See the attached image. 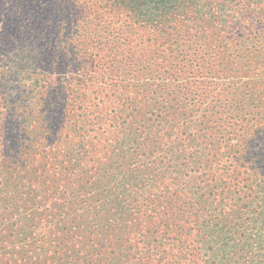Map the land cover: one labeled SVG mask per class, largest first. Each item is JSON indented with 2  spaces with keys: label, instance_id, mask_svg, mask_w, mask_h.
I'll list each match as a JSON object with an SVG mask.
<instances>
[{
  "label": "rangeland",
  "instance_id": "obj_1",
  "mask_svg": "<svg viewBox=\"0 0 264 264\" xmlns=\"http://www.w3.org/2000/svg\"><path fill=\"white\" fill-rule=\"evenodd\" d=\"M182 1L155 26L130 0H0V264H107L141 200L97 164L114 128L209 158L264 126V0Z\"/></svg>",
  "mask_w": 264,
  "mask_h": 264
},
{
  "label": "trees",
  "instance_id": "obj_2",
  "mask_svg": "<svg viewBox=\"0 0 264 264\" xmlns=\"http://www.w3.org/2000/svg\"><path fill=\"white\" fill-rule=\"evenodd\" d=\"M130 2L133 11L146 20L152 19L150 24L161 26L183 1ZM261 125L243 122L238 137H221L217 153L209 150L212 158H208L206 147L186 158L182 151L172 148L168 152L165 147L174 142L164 144L156 137L152 139L143 126L125 127L124 133L121 126L114 128L113 135L101 145L104 157L101 161L97 158V164L101 166L105 160L104 171L113 174L118 164L124 163L129 180L121 184L128 193L140 194L141 200L135 205L127 198L130 219L121 222L122 218H116L114 222L125 223V231L115 229L114 248L100 252V259H107V264H151L156 260L164 264H264ZM151 147L155 151H150ZM191 166L196 167L194 178L186 180L183 172ZM142 171L151 173L149 180L140 175ZM106 178L100 175L94 186L98 189ZM114 182L108 191L117 188ZM43 249L42 257L48 262L50 257Z\"/></svg>",
  "mask_w": 264,
  "mask_h": 264
}]
</instances>
